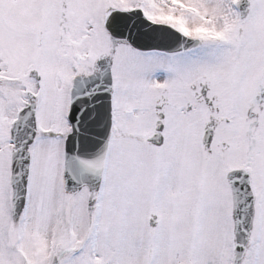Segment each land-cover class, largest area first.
Here are the masks:
<instances>
[{"label":"snow or ice","instance_id":"6c2138e0","mask_svg":"<svg viewBox=\"0 0 264 264\" xmlns=\"http://www.w3.org/2000/svg\"><path fill=\"white\" fill-rule=\"evenodd\" d=\"M0 264H264V0H0Z\"/></svg>","mask_w":264,"mask_h":264}]
</instances>
